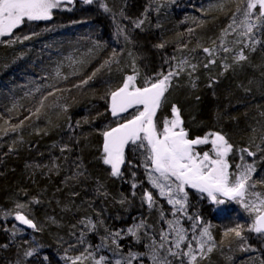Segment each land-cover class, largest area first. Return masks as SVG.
Instances as JSON below:
<instances>
[{
    "label": "trees",
    "instance_id": "1",
    "mask_svg": "<svg viewBox=\"0 0 264 264\" xmlns=\"http://www.w3.org/2000/svg\"><path fill=\"white\" fill-rule=\"evenodd\" d=\"M236 3L238 0H105L108 12L100 4L76 3L66 6L73 13L59 16L60 10H56L51 21L30 22L24 33L17 29L18 36L30 39L0 42V129L8 127L5 120L12 124L24 120L16 132L5 135L0 131V264H67L57 252L61 239L52 228L50 237L5 219L6 208L21 198L38 201L35 207L45 224L55 219L69 227L87 214L98 219L97 232L99 224L107 221L108 226L118 222L123 228L130 226L133 217L141 214L136 204L143 205L145 192L152 193L157 210L165 211L148 178L142 150H126L121 177H112L101 159L102 132L115 127L118 119L111 115L106 93L134 74L133 65L139 72L137 86H143L145 77L166 74L187 59L189 69L173 78L157 112L158 123L162 126L165 117L171 118V107L177 105L189 138L210 131L225 134L235 155L246 147L256 153L255 178L264 181V151L260 150L264 148V39L246 61L222 60L204 67L214 58L203 48L214 49L220 41ZM144 17L141 28H135L132 21ZM118 27L131 42L117 34ZM162 42L164 48L155 47ZM106 59L111 63L88 84L72 87ZM191 65H196L195 70ZM73 68L82 75L67 81L55 79L57 69L68 74ZM44 83L71 89L56 93L67 111L50 107L39 120H25L26 109L35 103L26 93ZM52 100L50 97L46 104ZM14 103L16 109L10 111ZM78 170L84 174L68 179ZM134 177L140 186L133 189ZM189 195L191 207L206 219L215 241L214 250L197 264H259L264 259L263 245L258 243L264 235L247 230L250 220L237 217L234 207L218 211L193 191ZM237 223L245 226L242 238L225 235ZM34 247L37 251L26 257L25 251Z\"/></svg>",
    "mask_w": 264,
    "mask_h": 264
},
{
    "label": "snow or ice",
    "instance_id": "2",
    "mask_svg": "<svg viewBox=\"0 0 264 264\" xmlns=\"http://www.w3.org/2000/svg\"><path fill=\"white\" fill-rule=\"evenodd\" d=\"M93 2L94 0H83L84 4H92ZM73 3L74 0H0V39L13 37L12 40L7 41L8 43L28 40L31 38L28 35L22 38L18 35L14 36L15 30L30 22L51 21L54 18L56 10H64L67 5ZM99 6L105 12L110 11L103 3H100ZM67 10L70 11L71 9L68 8ZM145 19L146 17L133 20V26L141 28L145 23ZM237 29H242L239 35L247 37L249 41V43H245L243 40H240L237 43H242L244 47L255 52L256 44L261 43L260 40L256 39L255 33L264 29V0H238L235 11L231 15V23L222 29L220 39L223 41L224 37L230 34L229 30L236 32ZM192 31L193 29H189V32ZM117 34H123L124 39L131 42L130 37L124 34V29L118 27ZM155 47L162 49L165 47V43L162 42L155 45ZM220 47L225 52L230 51L223 43ZM214 51V49L208 47L203 48V52L207 53L210 57ZM113 56H115V53H113ZM234 59L236 62H241L246 61L248 57L241 50ZM78 62L83 63V61ZM110 63V60H104L103 64L82 78L78 83H74L72 87L81 88L88 84L102 68ZM189 63L187 59H182L176 65L175 70H169L166 74L160 72L154 78L145 77L143 86H137L136 79L139 72L135 68V65H133L134 74L126 76L121 86L106 93L111 115L118 119L115 127H108L102 132V163L110 166V175L112 177H121L123 175L121 167L125 164L126 150H142L144 165L152 187L159 190L160 197H167V203L176 210L173 212V216L176 215V212L187 214V201L189 197L187 189H193L200 194H206L207 198L214 205H224L226 201H237L243 204L247 211L255 213L252 223L247 226V230L264 235V197L260 193H249V189L255 188L257 183H264L262 180H253V174L256 171L253 164L243 162L244 157L241 155L240 160L242 163L236 165L235 172L230 171L231 165L227 157L233 151L234 145L228 141L226 135L210 131L203 136L189 138L188 130L183 127L184 121L181 117L180 109L175 104L171 107V118L165 117L162 121V126L156 119L157 112L165 102V94L172 86L173 78L178 77L184 71L185 65ZM214 63L215 59H209L204 67L207 68L209 64ZM191 68L195 70L196 65H191ZM225 70H227V66H225ZM73 75H82V73L75 68L68 74L61 73L59 69L55 71V79L67 81ZM42 79L47 80L48 77H42ZM208 86L211 87V83ZM66 91L70 92L71 89L57 87L53 83L38 84L33 90L26 93V95L34 98L35 103L26 109L29 115L25 117V120H30L32 117L39 120L43 115H46L44 109L50 107H60L64 111H67L68 106L66 104H59L60 97L56 95L58 92L64 93ZM36 93H39V95H35ZM50 97L53 98L52 103L46 104ZM15 109L16 104L14 103L10 111ZM130 109H134L135 112L130 113V118H124L123 114L129 113ZM5 124L8 127L0 129V131H3L7 135L8 132H16L23 127L24 120H19L15 124L5 120ZM262 139H264V136H262ZM207 144H211L210 151L206 150L201 153L197 150L198 146ZM64 150V148L61 149V151ZM260 150L264 151V148ZM239 152L247 153L250 157L256 155V153L250 151L247 147L239 149ZM77 167L79 169V166ZM83 174V172L78 170L68 179H75L77 176ZM135 187L136 184L133 182L132 188L134 189ZM97 191L99 192L100 189L98 188ZM248 195H251L254 199L246 201L245 198ZM142 200L147 202L149 208L155 203L151 192H145ZM120 202L123 203L124 201ZM16 208L23 209L25 205L18 203ZM220 211L227 212L228 210L220 209ZM188 219L199 221V217H192L190 215ZM15 220L19 221L22 225H26L28 228L40 230L32 219L19 211L15 214ZM80 223L85 228H88L89 231H95L97 228V225L90 219L81 220ZM167 223L170 231L175 234V241L172 242L173 246L175 249L180 250L173 251L172 247H168L167 255L178 257L182 252L181 245L186 239V229L181 226L179 219L175 222L169 220ZM144 226L143 222L135 224L126 230L127 234L136 237L137 241H139L140 237L137 235V232ZM196 226L197 224H193V227ZM244 227V225L237 223L234 228H227L225 235L234 233L236 237L242 238L241 229ZM106 231L108 230L106 229ZM12 234L15 235V231ZM83 235L84 233L82 232L79 241L81 244L84 243ZM121 235V231H108L107 236L101 237V245L97 247L105 246L107 240L111 238L112 244L116 245L114 255L119 257L120 245L117 243V238H120ZM212 240L213 237L209 232V227H203L199 240L201 255L204 254L205 245ZM160 241L158 248L165 249L168 237L163 230L160 233ZM148 247L152 249L150 259L153 264H171L167 256L162 257L159 255L155 240ZM187 249V252H183V255L188 256L189 264H192L196 260V255L193 254L191 244L187 246ZM212 250L211 246L207 248V252L209 253ZM36 251L37 248L34 247L31 250H26L24 255L31 257ZM140 255L142 254L130 251L127 256L115 259L114 264H133V261L138 259ZM44 259L47 260L48 258L45 257ZM69 259H71V264H83L81 256ZM107 260V257L100 256L95 261V264H105ZM260 264H264V259L260 260Z\"/></svg>",
    "mask_w": 264,
    "mask_h": 264
},
{
    "label": "rangeland",
    "instance_id": "3",
    "mask_svg": "<svg viewBox=\"0 0 264 264\" xmlns=\"http://www.w3.org/2000/svg\"><path fill=\"white\" fill-rule=\"evenodd\" d=\"M183 1V0H181ZM189 1V0H188ZM100 3H105V0H94L92 4H86V6H93L94 4H100ZM68 7H66L64 10H58L59 11V16H63L65 14L73 13L75 10H67ZM54 16H57V12L55 11ZM34 23V22H32ZM231 23V22H230ZM25 27H28L27 24L21 27L22 30L18 31L20 33H24ZM19 29V28H18ZM242 31V29H237L236 32H231L229 30V35L225 36L223 41L220 39V41L215 45L214 47V52L215 54L212 55V58L215 59V62L226 60H234V57L237 55L238 52L243 50L244 54L248 57L249 55L253 54L254 52L250 51L247 47H244V44L242 43H237V41L243 40L245 43H249L247 37H241L239 35V32ZM18 35L17 29L14 32V36ZM256 39L263 41L264 39V29L257 31L255 33ZM7 40L13 38V37H5ZM2 38L0 39V42L3 41ZM226 45L230 51L225 52L223 49L220 47L221 44ZM261 43L256 44V48L260 46ZM185 59V58H183ZM180 63V61H179ZM189 64L185 65L184 70L189 69ZM226 64L222 63L221 67H224L225 70ZM137 82V79H136ZM134 111V109L130 110ZM133 112V113H134ZM127 114V113H126ZM125 115V114H124ZM127 118H130L129 116ZM211 149V144L207 145H200L197 147V150L201 153L204 151L208 150L210 151ZM243 155L245 163H250L253 164L255 167V170L257 171V160L256 155L255 156H248L247 153H240L238 151L237 155L233 153V151L228 155L227 159L231 165L230 171L235 172L236 171V165L239 163H242L240 160V156ZM126 162V159H125ZM110 167V166H109ZM125 167V164L122 165V169ZM256 171L253 174V180H257L255 178L256 176ZM136 178L134 177L132 182H135L136 187H139V183L136 182ZM131 182V183H132ZM151 183V182H150ZM251 183V182H250ZM152 185V184H151ZM158 197L163 201V205L165 206V211H160L157 210V201L155 200L154 205L149 208L147 202L144 200L143 205L140 204L139 206L136 204V209L139 211L141 214H137L136 216L133 217L132 223L130 226L123 228L121 227L120 222L115 223V225H107L109 222H105L104 225L99 224V231L97 232L98 228V219L94 216H89L87 214H84V216L81 218V220L84 219H90L93 223L97 225L96 228V233H98L97 237L93 236V233L95 231H89L88 228H85V226L81 223L74 224L73 226H64L57 222L55 219H50L51 221H48V224L44 223L43 217H40L37 213V208L35 206H38L39 203L29 200V198H21L16 202H13L12 206L9 208H6L4 212V217L6 220L13 219L15 220V214L17 211L21 212L22 214H25L28 216V218L32 219L36 225L37 228L40 229L39 231L28 228L26 225H22L24 228H27L28 230H31L32 232H40L42 234L52 236L50 234V228L53 232L57 234V238L59 237L61 239V245L59 250L57 252L60 254L61 259L66 262L67 264H71V259L69 258H75L77 256H81L83 264H95V261L100 258V256H105L108 258L107 261H105V264H114L115 259L117 258H122L127 256V254L131 251L134 253H141L138 257V259L133 261V264L139 263V264H153L152 260L150 259V256L152 254V249L148 247V245H151L153 240L156 242L157 246V251L159 252L160 256H167V259L171 261V264H189V257L183 255V252H187V246L191 244L193 248V254L196 255V260L192 262V264H197L200 259H204L209 252H207V248L211 246L214 250L215 248V241L214 237L212 241H209L205 245V251L204 254L201 255L199 251V240H200V232L202 231V228L207 226L206 219H204L202 216L199 215L196 211L193 210L191 207V200H190V195L188 197L187 201V214H181L180 212H176V215L173 216V212L176 210L167 203V197H160L159 196V190L154 188ZM187 191H193L197 196H199L201 199L206 200L208 203L213 205L218 211L220 209H228L234 207L237 211V217H240L241 215H244L247 220H250L251 222L254 219L255 213H250L245 209L243 204L238 203L237 201H226L224 205H214L210 202V200L207 198L206 194H200L196 192L193 189H187ZM260 193L262 197H264V184L263 183H257L255 188H250L249 193ZM246 201L247 200H252L254 197L251 195L246 196ZM24 204L25 208L23 209H17L16 205L17 204ZM144 207H147V209H144ZM178 207V206H177ZM145 210H147L145 212ZM235 211V212H236ZM144 212V213H142ZM7 213V215H6ZM45 213V212H44ZM158 215V216H157ZM192 217H199V221L196 220H189L188 216ZM163 216V218H161ZM156 218H157V223H156ZM177 219H179L181 226H183L186 229V239L181 245V255L178 257L174 256H169L167 255V248L172 247L173 251H180L174 248L173 243L175 241V234L172 233L169 229V225L167 221L172 220L175 222ZM159 220V221H158ZM17 221V220H15ZM19 222V221H18ZM143 222L145 225L143 228H140L137 232V235L140 237V240L137 241L136 237L131 236L127 234V229L129 227H133L135 224H139ZM156 223V224H155ZM193 224H197L196 227H193ZM43 227L46 229H43ZM47 227V228H46ZM121 231L122 235L120 238H117V243L120 245V256H115L114 251H116V245L112 244L111 238L107 240L106 245L102 247H97L98 245H101V237L107 236L108 231ZM163 230V232L167 235L168 237V243L166 244L165 249H159L158 245L161 242L160 241V233ZM47 232V233H46ZM84 233L83 235V240L84 243L81 244L79 241L81 239V233ZM209 232L211 233V230L209 228ZM212 234V233H211ZM258 243L263 245V250H264V238L259 239ZM87 249V251H85ZM212 250V251H213ZM91 253V255H89ZM211 253V252H210ZM260 264V263H259Z\"/></svg>",
    "mask_w": 264,
    "mask_h": 264
},
{
    "label": "water",
    "instance_id": "4",
    "mask_svg": "<svg viewBox=\"0 0 264 264\" xmlns=\"http://www.w3.org/2000/svg\"><path fill=\"white\" fill-rule=\"evenodd\" d=\"M76 3L84 4V3H83V0H74V3H73V4H71V5H67V6H73V5H75ZM130 110H131V109H130ZM130 110H129V111H130ZM124 114H126V113H124ZM124 114H123V115H124ZM121 168H122V167H121Z\"/></svg>",
    "mask_w": 264,
    "mask_h": 264
}]
</instances>
